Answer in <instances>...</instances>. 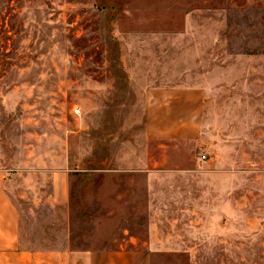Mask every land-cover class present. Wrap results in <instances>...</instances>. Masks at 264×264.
<instances>
[{
	"label": "rangeland",
	"instance_id": "1",
	"mask_svg": "<svg viewBox=\"0 0 264 264\" xmlns=\"http://www.w3.org/2000/svg\"><path fill=\"white\" fill-rule=\"evenodd\" d=\"M0 171L29 241L264 264V0H0Z\"/></svg>",
	"mask_w": 264,
	"mask_h": 264
},
{
	"label": "crops",
	"instance_id": "2",
	"mask_svg": "<svg viewBox=\"0 0 264 264\" xmlns=\"http://www.w3.org/2000/svg\"><path fill=\"white\" fill-rule=\"evenodd\" d=\"M157 89L150 93L180 95L172 101L180 102L181 107L195 109L198 102L195 91ZM5 174L0 171V264H148L139 252H108L107 250L86 251L71 248H54L38 242L29 241L27 231L23 230L22 213L7 187ZM70 176L65 172L52 175V207H67L70 200Z\"/></svg>",
	"mask_w": 264,
	"mask_h": 264
},
{
	"label": "built area",
	"instance_id": "3",
	"mask_svg": "<svg viewBox=\"0 0 264 264\" xmlns=\"http://www.w3.org/2000/svg\"><path fill=\"white\" fill-rule=\"evenodd\" d=\"M203 160H206V156H203Z\"/></svg>",
	"mask_w": 264,
	"mask_h": 264
}]
</instances>
